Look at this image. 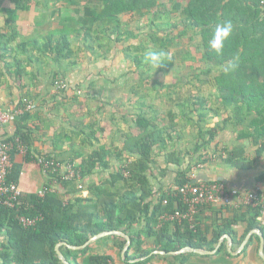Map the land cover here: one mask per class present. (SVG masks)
<instances>
[{
    "label": "trees",
    "instance_id": "1",
    "mask_svg": "<svg viewBox=\"0 0 264 264\" xmlns=\"http://www.w3.org/2000/svg\"><path fill=\"white\" fill-rule=\"evenodd\" d=\"M9 1L16 8L25 9L18 0ZM100 1L101 10L94 16L96 27H82L78 38L83 39L94 59H106L113 41H135L125 49L126 62L135 68H130L128 74L141 83V89H146L156 73L163 77L173 73L170 85L154 80L159 87L169 90L162 97L172 102V108L162 115L157 107L146 104V98L140 96L139 111L130 121L124 119L130 125L121 138V148L98 147L84 155L78 147L70 145L69 150L54 154L56 162L76 165L83 181L98 170H110L113 159L119 167L99 184L86 186L84 183L78 187L76 182L60 183L57 193L42 198L36 193L23 194L14 208L0 207V264H62L55 251L58 244L81 247L98 234L119 230L127 233L131 242L124 261L144 259L134 264H149L155 259H165L168 264H186L189 257L209 258V255L194 253L149 255L156 251L168 254L185 247L213 251L225 235L234 242L235 227L243 225L244 234L236 242L241 245L249 232L259 227L261 207L202 206L191 223L165 222L161 218L186 209L179 189L189 182L193 168L207 163L209 153L219 155L225 164L238 170H251L264 154V9L259 0H187L183 19L175 23L169 14L181 8V0H173L170 10L160 0ZM123 18L127 19L124 31ZM226 19L234 23V32L225 43L223 55L216 56L208 49L207 42L216 23ZM130 22L136 23L135 29ZM101 23L114 26L107 28ZM99 34H102L101 39L97 37ZM88 38L91 44H87ZM52 41L49 40L50 46ZM96 42L98 47L93 46ZM51 48L56 57L65 60L73 53L65 36L57 39ZM148 50L168 52L172 60L155 71L145 62L144 54ZM234 57L239 58L238 67L225 74L221 66ZM203 76L206 80H201ZM191 78L202 85L212 84L214 92L189 93L178 102L171 99L172 95L179 94L176 89L180 91L183 82L189 83ZM158 86L153 85L151 89L155 92ZM29 119L30 113L20 116L14 123L12 136L28 149L33 140V130L26 126ZM178 119L195 132L192 148L182 150L178 145L179 128L184 127ZM79 131L85 136L82 141L85 145L92 137ZM222 133L233 134L238 146L219 151L216 141ZM247 147L255 149V157L247 158ZM30 155L29 150L28 160ZM158 159L165 165L161 176L166 175L169 166L176 171L173 188L166 191L160 188L155 192L153 181ZM20 172L21 166L13 164L8 181L18 183ZM84 190L88 191V197H82ZM225 211L228 217H222ZM205 212L212 217L202 219ZM20 218L40 219L34 226L24 227ZM112 239L119 241L117 248L122 253L125 239L115 236ZM254 242L257 258L264 264L257 253L260 244L257 235L249 239L241 254H246ZM91 249V245L79 251L60 247L70 264H80L82 258H86V264H111L110 256L90 254ZM221 254L230 256L225 242L215 255Z\"/></svg>",
    "mask_w": 264,
    "mask_h": 264
},
{
    "label": "crops",
    "instance_id": "2",
    "mask_svg": "<svg viewBox=\"0 0 264 264\" xmlns=\"http://www.w3.org/2000/svg\"><path fill=\"white\" fill-rule=\"evenodd\" d=\"M18 2L24 5L25 9L16 8L9 0H0V109L14 110L27 100L35 104V109L30 113V119L26 123L28 129L33 130L32 145L29 147L30 158L28 160L19 154L13 156V164L21 166L17 183L20 190L23 194H34L48 185L49 177L35 164L33 158L54 156L61 151L69 150L70 145L78 147L84 155L98 147L111 150L121 148V138L130 125V123L127 125L124 119L130 121L131 116L139 111L137 101L142 96L139 91L142 87L138 80L128 74L131 67L125 60V49L131 43H136L135 41L127 43L113 41L106 59H94L86 49L83 39L78 38L82 27L90 29L96 27L94 16L101 10L100 0H18ZM186 4L187 1L181 0V8L169 14L173 23L183 19L182 11ZM126 22L127 19H121L122 31ZM129 24L135 29L136 23ZM101 26L111 28L114 24L102 23ZM62 36L67 37L71 45L73 53L69 60L56 57L51 48ZM97 37L101 39L102 34ZM112 38L115 39L114 36ZM50 39H53L51 46ZM94 47H98L97 42L94 43ZM61 81L65 84L64 89L58 88ZM147 86L149 89L152 87L150 83ZM133 88L136 89L132 91ZM156 98L159 97L146 98L145 103L155 106ZM164 102L167 104L171 101L165 99ZM177 122L185 127L179 128L181 133L179 147L182 150L192 148L193 129L179 119ZM74 123H77V127ZM79 130L92 137L91 140L87 139L85 145H82L85 136ZM14 132V124L5 127L6 136L12 137ZM92 133H95L94 137ZM216 143L219 145V151L238 146L234 135L230 133L220 134ZM246 156L255 157V149L247 147ZM110 166V170L96 171L87 180L88 183L99 184L107 179L110 173L118 169L119 163L113 159ZM164 167L162 159H158L155 166L156 178L153 181L155 192L160 188L165 191L173 188L176 169L169 166L166 175L161 176V169ZM194 172L197 181L220 182L240 191H264V154L257 159L251 170H238L225 164L219 155L209 153L207 163L199 166ZM88 196V191L84 190L82 197ZM228 216L229 213L225 211L222 217ZM201 217L209 218L212 215L205 212ZM258 225L257 229L263 234L264 212L258 220ZM244 229L243 225L235 227V241L231 240L233 254L227 250L230 256L224 254L209 255L211 256L209 258L193 256L187 259L186 264H262L257 258L255 242L246 254H241L243 250L238 253L241 245L236 242L244 234ZM119 231L129 236L123 230ZM113 236L124 238L119 235ZM113 236L91 243L90 254L108 255L112 259L111 264H134L144 260L125 262L124 256L117 248L119 241L112 239ZM223 242L226 243L227 249L229 242L227 240ZM85 261L86 258H82L79 263L85 264ZM149 264L168 262L165 259H155Z\"/></svg>",
    "mask_w": 264,
    "mask_h": 264
},
{
    "label": "built area",
    "instance_id": "3",
    "mask_svg": "<svg viewBox=\"0 0 264 264\" xmlns=\"http://www.w3.org/2000/svg\"><path fill=\"white\" fill-rule=\"evenodd\" d=\"M259 3L264 9V0H259ZM58 85L60 89L65 88L62 81ZM34 109L35 104L28 100L24 101L23 106L14 110L0 109V207L12 209L19 203L23 193L17 183L8 181V177L13 169V155L28 157L29 153V149L19 139L5 135V127L13 125L20 116L31 113ZM33 160L49 177L48 185L36 193L41 198L46 194L57 193L61 187L60 183L76 182L78 187H82L85 183L81 170L76 165L58 163L52 156L37 157ZM196 170H192L188 177L189 182L179 189L181 202L186 209L162 216L163 221L191 223L198 208L202 206H223L233 209L261 207L264 212V191H240L220 182L197 181L194 172ZM39 219L20 218L19 220L24 227H32Z\"/></svg>",
    "mask_w": 264,
    "mask_h": 264
},
{
    "label": "clouds",
    "instance_id": "4",
    "mask_svg": "<svg viewBox=\"0 0 264 264\" xmlns=\"http://www.w3.org/2000/svg\"><path fill=\"white\" fill-rule=\"evenodd\" d=\"M234 23L230 19L217 22L208 39V49L216 56H222L225 48V43L231 38L234 32ZM145 62L148 63L155 71L161 68L164 64L170 63L172 56L170 53L163 50H148L144 54ZM238 57L225 62L221 66V70L225 74L234 72L238 67Z\"/></svg>",
    "mask_w": 264,
    "mask_h": 264
},
{
    "label": "rangeland",
    "instance_id": "5",
    "mask_svg": "<svg viewBox=\"0 0 264 264\" xmlns=\"http://www.w3.org/2000/svg\"><path fill=\"white\" fill-rule=\"evenodd\" d=\"M160 1H161V3H163L164 6L166 5L167 10L170 9V7L172 6L171 5V2H173V0H160ZM185 1H187V0H185ZM101 25H102V23H101ZM87 44H91L89 38L87 40ZM127 64L129 65V61H127ZM130 67H131V65H130ZM131 69H135L134 68V65H132V68ZM169 70H171V69H169ZM157 74L158 73H156V75ZM171 74H173V73H169L168 75H166L164 77L161 74H158V76L155 75V76L152 77V79H150V82L149 83L152 86L153 85L154 86H158V84H160V83L161 84H164V85H170V84H172L171 81H173V77H174V75H171ZM204 79L206 80V78L203 76L201 78V80H204ZM154 80L158 81V84H156V82H154ZM189 81H190L189 83L188 82L185 83L186 81L183 82L184 84L181 85V88L182 89H180V91L178 89H176V91H178L179 94H177L176 96L175 95H172L173 97H171V99L173 98L174 101L178 102V101H182L189 93H192V94H196L197 95L199 92H202L203 95H207L209 92H214V89H213L212 85H210V86H202V83L201 82H199V81H197L195 79H192V78ZM155 90L156 91L154 92V90L149 89V87H148L146 89H140L139 91L142 93V96H145L146 98H150V97H154L155 98L156 96L159 97V98H156V100H155V102H156L155 103V107H157V110H158V112L160 114L165 115L166 112L168 111V109L169 108H172V103L171 102H168L166 104V102H164V100L166 98H163L162 96H164L166 94L165 92H167L169 90L164 89L163 87H159V86H158V88H155ZM158 90H159V92H158ZM168 106H170V107H168ZM218 120L219 119L214 120V121H218ZM188 127L191 129V127L189 125H188ZM193 133L195 135V132L194 131H193ZM87 180L88 179H86V181H85L86 186L88 185V181Z\"/></svg>",
    "mask_w": 264,
    "mask_h": 264
},
{
    "label": "water",
    "instance_id": "6",
    "mask_svg": "<svg viewBox=\"0 0 264 264\" xmlns=\"http://www.w3.org/2000/svg\"><path fill=\"white\" fill-rule=\"evenodd\" d=\"M113 235H119V236H122L124 237L125 241H126V244L122 250V256L125 255V253L128 251L129 247H130V237L127 236L126 234H124L123 232L121 231H107V232H103L101 234H98L96 236H94L93 238H91L89 241H87L83 246L81 247H74V246H69L67 245L66 243H61V244H58L55 248V251L57 253V257L58 259L61 261L62 264H70L66 259L65 257L63 256V254L61 253L60 251V247L61 246H66L68 247L69 249L71 250H74V251H79V250H82L84 249L85 247H87L88 245H90L91 243L101 239V238H104V237H107V236H113ZM252 235H257L260 239V248H259V257L260 259L264 262V236L263 234L260 232L259 229H255L251 232H249V234L246 236V238L244 239V241L242 242L241 246H240V250L238 253H240L246 246V244L248 243L250 237ZM224 240H227L229 242V244L227 245V250L230 254H233L232 251H231V246H232V243H231V239L229 236L225 235L223 236L218 245L216 246V248L213 250V251H202V250H197V249H192L191 247H185L181 250H178V251H173V252H169L168 254L166 252H163V251H156V252H153L151 253V255H171V256H176V255H181V254H187V253H195V254H198V255H214L216 254V252L218 251V249L220 248L221 244L223 243Z\"/></svg>",
    "mask_w": 264,
    "mask_h": 264
}]
</instances>
